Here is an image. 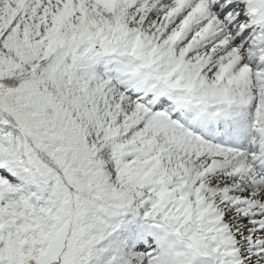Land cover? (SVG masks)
<instances>
[{"label":"snow or ice","instance_id":"6c2138e0","mask_svg":"<svg viewBox=\"0 0 264 264\" xmlns=\"http://www.w3.org/2000/svg\"><path fill=\"white\" fill-rule=\"evenodd\" d=\"M0 264H264V0H0Z\"/></svg>","mask_w":264,"mask_h":264}]
</instances>
